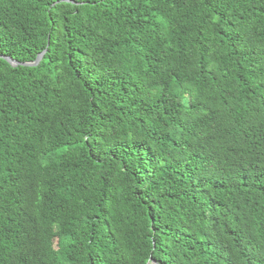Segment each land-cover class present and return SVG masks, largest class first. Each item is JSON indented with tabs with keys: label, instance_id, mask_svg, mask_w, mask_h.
<instances>
[{
	"label": "trees",
	"instance_id": "16d2710c",
	"mask_svg": "<svg viewBox=\"0 0 264 264\" xmlns=\"http://www.w3.org/2000/svg\"><path fill=\"white\" fill-rule=\"evenodd\" d=\"M0 0V264H264V0Z\"/></svg>",
	"mask_w": 264,
	"mask_h": 264
},
{
	"label": "water",
	"instance_id": "95a60500",
	"mask_svg": "<svg viewBox=\"0 0 264 264\" xmlns=\"http://www.w3.org/2000/svg\"><path fill=\"white\" fill-rule=\"evenodd\" d=\"M64 2H65V3H73V2L68 1V0H67V1H64ZM44 54H45V51H44L43 53L39 54V55L37 56L36 60H35L34 62H32V63H18V62H16V61L12 60V59L9 58V57H0V59L6 61V62L9 63L12 67H18V66H20V67H36V66H38L39 63L41 62V60H42Z\"/></svg>",
	"mask_w": 264,
	"mask_h": 264
}]
</instances>
